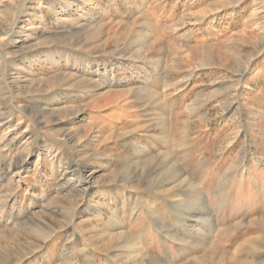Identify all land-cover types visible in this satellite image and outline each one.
I'll use <instances>...</instances> for the list:
<instances>
[{
	"label": "rangeland",
	"instance_id": "374dc122",
	"mask_svg": "<svg viewBox=\"0 0 264 264\" xmlns=\"http://www.w3.org/2000/svg\"><path fill=\"white\" fill-rule=\"evenodd\" d=\"M0 264H264V0H0Z\"/></svg>",
	"mask_w": 264,
	"mask_h": 264
},
{
	"label": "bare ground",
	"instance_id": "6f19581e",
	"mask_svg": "<svg viewBox=\"0 0 264 264\" xmlns=\"http://www.w3.org/2000/svg\"><path fill=\"white\" fill-rule=\"evenodd\" d=\"M261 236V235H260Z\"/></svg>",
	"mask_w": 264,
	"mask_h": 264
}]
</instances>
